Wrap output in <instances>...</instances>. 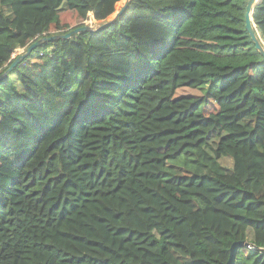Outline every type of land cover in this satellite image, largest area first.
<instances>
[{
	"label": "trees",
	"instance_id": "obj_1",
	"mask_svg": "<svg viewBox=\"0 0 264 264\" xmlns=\"http://www.w3.org/2000/svg\"><path fill=\"white\" fill-rule=\"evenodd\" d=\"M124 1L0 0V76ZM247 3L130 0L0 80V264H225L237 241L234 264H264V56ZM253 22L264 42V0Z\"/></svg>",
	"mask_w": 264,
	"mask_h": 264
},
{
	"label": "water",
	"instance_id": "obj_2",
	"mask_svg": "<svg viewBox=\"0 0 264 264\" xmlns=\"http://www.w3.org/2000/svg\"><path fill=\"white\" fill-rule=\"evenodd\" d=\"M129 1L130 0L124 1V5L121 7V9L116 13V15L112 19L106 21L105 23L99 24L98 26L94 27V26L86 24L84 26L72 29L71 31L64 33V34H53L51 36L42 37V38L36 40L34 43H32L27 48V50L24 53H22L21 55H19L16 58V60L12 63L11 67L3 75L0 76V80L4 76H6L8 74V72L11 71V69L13 67H15L21 60L26 58L31 53V51L33 49L40 46L43 42L51 41V40H57V39L70 38L74 34H77L80 32H85V31H95V30H98L99 28H103V27H106L107 25H109L111 23H114L117 20V18L124 13L127 5L129 4ZM257 3H258V0H248L247 10H246V28L250 34L252 41L254 42V44L256 46V49L264 56V42H263L260 34L258 33V31L255 27V24L253 22V14H254L255 7L257 6ZM246 245H248L247 242H242V241L234 242L232 247H231L230 258L225 264H234L235 260H236L238 249L241 247H244Z\"/></svg>",
	"mask_w": 264,
	"mask_h": 264
},
{
	"label": "rangeland",
	"instance_id": "obj_3",
	"mask_svg": "<svg viewBox=\"0 0 264 264\" xmlns=\"http://www.w3.org/2000/svg\"><path fill=\"white\" fill-rule=\"evenodd\" d=\"M61 19L65 22V23H68L71 27H74L76 25H78L79 21H78V18H77V15L75 14H72L68 11H65L62 13V16H61ZM87 25H91V26H98L99 23L97 21H94L91 19L88 21V24ZM56 30H53V33H55ZM24 50L23 49H20V50H17V52H15L14 56H16L17 54H20L22 53ZM203 91L202 89H199V88H192V87H189V86H184V87H180L177 89L176 91V95H181V94H193V95H198V94H202ZM208 106H212L215 110H216V107H217V104L212 101L210 103V105ZM208 106L204 107V109H208ZM222 164L227 166L228 168H231L232 165H233V161L230 157H224L222 158ZM252 230H251V233L250 236H252Z\"/></svg>",
	"mask_w": 264,
	"mask_h": 264
},
{
	"label": "built area",
	"instance_id": "obj_4",
	"mask_svg": "<svg viewBox=\"0 0 264 264\" xmlns=\"http://www.w3.org/2000/svg\"><path fill=\"white\" fill-rule=\"evenodd\" d=\"M92 21V20H91Z\"/></svg>",
	"mask_w": 264,
	"mask_h": 264
}]
</instances>
